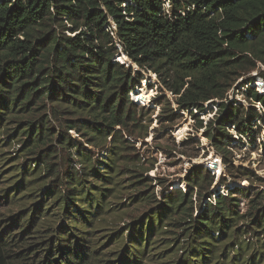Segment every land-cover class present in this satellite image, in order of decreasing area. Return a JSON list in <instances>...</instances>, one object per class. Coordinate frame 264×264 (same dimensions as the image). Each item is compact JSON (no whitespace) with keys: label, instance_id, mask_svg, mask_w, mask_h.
<instances>
[{"label":"trees","instance_id":"1","mask_svg":"<svg viewBox=\"0 0 264 264\" xmlns=\"http://www.w3.org/2000/svg\"><path fill=\"white\" fill-rule=\"evenodd\" d=\"M164 2L0 0V264L163 259L167 249L155 255L158 241L173 231L167 227L178 224L167 207L158 206L154 216L129 225L128 239L118 232L101 243L95 224L102 225L104 215L116 211L107 199L119 185L120 172L69 131L91 123L127 122L136 106L131 94L144 80L133 65L161 78L194 74L189 91L217 99L224 98L241 72L264 66V0H171L168 10ZM123 55L132 65L117 60ZM262 78L264 73L249 78L247 87L254 102L264 105V94L254 85ZM198 98L180 97L179 109L194 116ZM221 107L200 129H206L205 136L230 168L229 149L237 146L229 130L252 143L264 119L254 105ZM13 141L22 145L17 156L8 157L5 148ZM34 155L38 158H28ZM74 155L83 171H73ZM23 159L29 163L21 164ZM45 172L56 177L50 185H43ZM233 194H210L199 216H190L183 229L186 239L173 253L181 258L175 264H264V206L239 228L245 220L235 219ZM261 224L262 236L247 238L256 235L251 226ZM114 240L123 246L108 252Z\"/></svg>","mask_w":264,"mask_h":264},{"label":"rangeland","instance_id":"2","mask_svg":"<svg viewBox=\"0 0 264 264\" xmlns=\"http://www.w3.org/2000/svg\"><path fill=\"white\" fill-rule=\"evenodd\" d=\"M164 4L168 10L172 2L165 0ZM117 60L132 65L124 55ZM133 67L140 71L144 80L141 83L142 88L131 94L136 106H131L127 122L117 126H108L103 122L80 125L76 130H70L69 136L80 142L107 166L120 172L121 179L117 181L119 185L114 188L112 197L107 199L116 211L104 215L105 221L102 225L95 224V227L99 228L98 236L102 237L101 243H108V238L118 232L128 239L129 225L138 223L145 216H154L158 206L167 207L170 217L178 224L167 227V230L173 231H168L169 233L161 236L159 241L158 236L154 238L159 243L155 255L167 249L161 254L163 259L159 260V257L154 261L145 260L144 264H175L181 260L180 255L173 253L186 239L183 230L187 227L186 222L191 220L190 216H199L202 208L210 203V194L214 196L221 193L228 196L231 192L234 193L232 196L237 206L235 219L242 217L245 220L238 222L239 228H242L243 222L247 223L253 219L256 211L264 206V122L260 124L259 136L258 129L256 130V140L252 143L246 138L239 140L236 131L229 130L236 139L232 146H237L235 149H229L228 161H231L232 165L230 168L225 167L222 155L217 153L212 142L205 136L206 129H200L201 122L206 126L221 113L223 104L239 106L242 109L254 105L264 119V105L254 102V98L248 94L250 88L247 87L249 78L264 73V66L259 64L254 72H241L238 79L231 83L223 99L206 96L204 92L200 95L199 92L191 93L189 89L193 85L191 81L195 80L194 74L180 78H161L153 72L139 70L136 65ZM259 80L264 81L263 78L257 79L255 87ZM259 89L255 90L259 92ZM193 94L199 96V100L195 101L198 109L193 111L196 117L181 111L177 103L180 97H191ZM52 126L55 132L59 133V126L54 123ZM11 127L16 126H9ZM4 137L6 138V135ZM56 142L53 144L57 145ZM10 144L5 148L7 156H17L15 152L22 144L16 141ZM65 155L68 156L67 153ZM63 156L64 154L59 153V159ZM71 157L73 171H83L84 165L79 163L75 155ZM28 158L37 159L38 155ZM22 163L29 162L23 159ZM13 165L14 162L11 161L6 166L10 168ZM43 175V185H50L49 181L56 179L47 172ZM140 180L143 184L135 183ZM89 182L98 186L96 180ZM149 195L150 199L143 200ZM212 199L214 201V198ZM3 212L7 210L4 209ZM147 221L148 217L144 221L145 225ZM255 226L251 227L256 228V235H247V238L253 241L263 234L262 224ZM102 228L104 230H101ZM171 238L176 239L168 241ZM115 241L109 243L110 249H106H109L108 252L122 248L123 244L115 245ZM168 242L171 246L164 248Z\"/></svg>","mask_w":264,"mask_h":264},{"label":"bare ground","instance_id":"3","mask_svg":"<svg viewBox=\"0 0 264 264\" xmlns=\"http://www.w3.org/2000/svg\"><path fill=\"white\" fill-rule=\"evenodd\" d=\"M259 82H260V80H259ZM263 84H264V81H262L260 85H256V86L260 87L261 90H264V85Z\"/></svg>","mask_w":264,"mask_h":264},{"label":"built area","instance_id":"4","mask_svg":"<svg viewBox=\"0 0 264 264\" xmlns=\"http://www.w3.org/2000/svg\"><path fill=\"white\" fill-rule=\"evenodd\" d=\"M260 84H261V82H258L257 85H260ZM263 85H264V84H263ZM256 88H260V87L257 86ZM259 92L264 94V90H261V88L259 89ZM138 102H140V101H138Z\"/></svg>","mask_w":264,"mask_h":264}]
</instances>
